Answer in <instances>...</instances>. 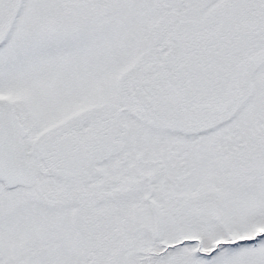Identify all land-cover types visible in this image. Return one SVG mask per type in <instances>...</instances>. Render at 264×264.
Here are the masks:
<instances>
[{"label":"snow or ice","instance_id":"snow-or-ice-1","mask_svg":"<svg viewBox=\"0 0 264 264\" xmlns=\"http://www.w3.org/2000/svg\"><path fill=\"white\" fill-rule=\"evenodd\" d=\"M0 264H264V0H0Z\"/></svg>","mask_w":264,"mask_h":264}]
</instances>
